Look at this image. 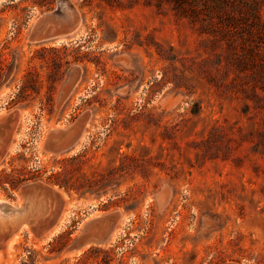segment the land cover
<instances>
[{
	"label": "rangeland",
	"instance_id": "obj_1",
	"mask_svg": "<svg viewBox=\"0 0 264 264\" xmlns=\"http://www.w3.org/2000/svg\"><path fill=\"white\" fill-rule=\"evenodd\" d=\"M255 17L264 35V0H0V200L63 199L9 220L29 224L0 264H264Z\"/></svg>",
	"mask_w": 264,
	"mask_h": 264
},
{
	"label": "water",
	"instance_id": "obj_2",
	"mask_svg": "<svg viewBox=\"0 0 264 264\" xmlns=\"http://www.w3.org/2000/svg\"><path fill=\"white\" fill-rule=\"evenodd\" d=\"M22 195L25 200V204L22 207H18L15 203L8 200H0V233L7 234V238H10L11 241L18 235V233L28 224L24 220L13 222L9 224V220L13 216H18L24 211V207L28 206L31 200L46 196L51 199L53 202L56 201L57 204H62V197L51 190L50 188L44 186L43 184H34L23 189ZM109 221V218L102 220L103 223Z\"/></svg>",
	"mask_w": 264,
	"mask_h": 264
},
{
	"label": "trees",
	"instance_id": "obj_3",
	"mask_svg": "<svg viewBox=\"0 0 264 264\" xmlns=\"http://www.w3.org/2000/svg\"><path fill=\"white\" fill-rule=\"evenodd\" d=\"M255 20L256 21H250V26H249V29L251 30V32H256L257 34H259V35H261L262 34V31H261V28L259 27V20H258V18H256L255 17ZM261 36H264V35H261ZM8 77H6V78H2L1 76H0V86L2 85V84H4V83H7L8 82V79H7ZM10 82H12V81H10Z\"/></svg>",
	"mask_w": 264,
	"mask_h": 264
},
{
	"label": "bare ground",
	"instance_id": "obj_4",
	"mask_svg": "<svg viewBox=\"0 0 264 264\" xmlns=\"http://www.w3.org/2000/svg\"><path fill=\"white\" fill-rule=\"evenodd\" d=\"M23 230H25V229H23ZM23 230H22V232L20 231L21 233L19 232L18 235L12 240V243H14V242H16L22 238V236L24 234Z\"/></svg>",
	"mask_w": 264,
	"mask_h": 264
},
{
	"label": "crops",
	"instance_id": "obj_5",
	"mask_svg": "<svg viewBox=\"0 0 264 264\" xmlns=\"http://www.w3.org/2000/svg\"><path fill=\"white\" fill-rule=\"evenodd\" d=\"M48 28H51V26H48Z\"/></svg>",
	"mask_w": 264,
	"mask_h": 264
}]
</instances>
